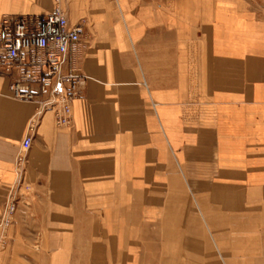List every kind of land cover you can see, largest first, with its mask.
Returning <instances> with one entry per match:
<instances>
[{
	"label": "crops",
	"instance_id": "obj_1",
	"mask_svg": "<svg viewBox=\"0 0 264 264\" xmlns=\"http://www.w3.org/2000/svg\"><path fill=\"white\" fill-rule=\"evenodd\" d=\"M62 7L86 23L77 66L90 80L69 127L40 119L26 153L30 206L0 264H156L182 228L218 237L215 227L264 225V0ZM52 8L0 0V21ZM1 63L0 218L36 108L11 98Z\"/></svg>",
	"mask_w": 264,
	"mask_h": 264
},
{
	"label": "built area",
	"instance_id": "obj_2",
	"mask_svg": "<svg viewBox=\"0 0 264 264\" xmlns=\"http://www.w3.org/2000/svg\"><path fill=\"white\" fill-rule=\"evenodd\" d=\"M62 5L63 0H53V8L41 15H4L0 21L1 68L9 80L8 92L12 99L36 106L14 158V182L0 218V249L19 206H30L26 153L40 119L49 113L57 128L69 127L73 105L90 80L77 66L86 23L71 25Z\"/></svg>",
	"mask_w": 264,
	"mask_h": 264
},
{
	"label": "rangeland",
	"instance_id": "obj_3",
	"mask_svg": "<svg viewBox=\"0 0 264 264\" xmlns=\"http://www.w3.org/2000/svg\"><path fill=\"white\" fill-rule=\"evenodd\" d=\"M262 222L258 220L256 226L215 227V230H222V235L218 237L212 235L206 226L194 225L189 228L192 232L188 235L184 234L185 228H182L176 244H162L161 247H164L167 256L156 258V264H264ZM202 231L204 236L201 235ZM188 237L193 239V242H187L185 239ZM220 238L225 241L222 243ZM201 239H206L207 242ZM232 239L235 241L232 242ZM12 245L13 242L8 236L7 243L0 251L11 250ZM31 245L35 249L34 245ZM35 246L38 247V244ZM164 253L161 251L160 254Z\"/></svg>",
	"mask_w": 264,
	"mask_h": 264
}]
</instances>
